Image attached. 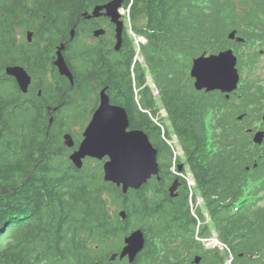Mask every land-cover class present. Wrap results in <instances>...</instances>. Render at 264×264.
Masks as SVG:
<instances>
[{"label": "trees", "instance_id": "1", "mask_svg": "<svg viewBox=\"0 0 264 264\" xmlns=\"http://www.w3.org/2000/svg\"><path fill=\"white\" fill-rule=\"evenodd\" d=\"M106 1L0 0V264H101L116 250L117 233L127 232L120 229L129 225L119 217L120 207L138 219L135 225L158 236L149 249L155 264L183 262L197 253L209 264H223L218 250L192 243L196 219L187 194L176 205L161 203L163 195L148 187L123 194L104 180L100 162L88 159L78 169L68 159L62 124L69 131L81 126L78 108L108 86L112 102L127 109L131 127L144 129L158 148L162 181L172 164L159 127L138 108L132 42L114 54L110 42L95 48L82 38L84 13ZM130 1L132 26L148 37L146 63L215 229L235 253L234 264H264V205L246 198L264 190V171H247L253 153L246 132L234 129L230 117L211 115L218 98L198 92L188 73L194 56L219 51L223 41L233 44L227 38L232 28L264 33V0H127L126 6ZM29 29L32 42L25 37ZM66 40L64 54L76 72L73 88L49 74L56 47ZM16 64L38 81L44 71L41 97L34 88L24 94L10 83L5 68ZM136 71L140 103L156 111L144 70ZM64 100L50 126L48 108Z\"/></svg>", "mask_w": 264, "mask_h": 264}, {"label": "water", "instance_id": "2", "mask_svg": "<svg viewBox=\"0 0 264 264\" xmlns=\"http://www.w3.org/2000/svg\"><path fill=\"white\" fill-rule=\"evenodd\" d=\"M124 1L110 0L105 4L96 6L91 14L87 12L84 14L88 18L102 14L111 17L112 21L117 24L116 49H119L122 43L124 21L121 20L119 8ZM104 32V29H98L95 31V35L100 36ZM74 34L73 29L72 38ZM235 34L236 32L233 31L230 37L234 38ZM32 36L33 34L29 32V41L32 40ZM64 47V43L59 46L54 64L62 75H67L73 82V73L62 53ZM235 62L236 59L231 50L209 57L203 55L195 59L192 75L197 79L196 87L198 89L207 88L208 90L217 88L223 91L232 90L238 81ZM6 71L18 78L23 91L28 90L31 77L23 67L9 66ZM128 127L129 118L126 110L121 106L112 105L109 96L103 90L101 104L84 133L85 139L80 148L71 155V159L78 167H82L83 159L86 156L99 159L108 156L109 160L104 163L105 180L123 185L124 192L130 187H141L153 174L159 173L157 150L143 130H128ZM65 138L66 143L73 147L72 138L68 135ZM126 241L127 245L124 247L121 257L128 254L133 259L144 246L142 231L137 230L130 237H127ZM200 259L197 256L195 262L199 263Z\"/></svg>", "mask_w": 264, "mask_h": 264}, {"label": "flooded vegetation", "instance_id": "3", "mask_svg": "<svg viewBox=\"0 0 264 264\" xmlns=\"http://www.w3.org/2000/svg\"><path fill=\"white\" fill-rule=\"evenodd\" d=\"M94 20L100 21V18H96ZM105 24L107 26L106 30L108 31V34L110 31L115 30V25L114 24L112 25L109 20H107V22ZM98 26H100V23L95 22L93 25V29L97 28ZM102 42L103 41L101 40V41H97L94 44L100 45V44H102ZM94 52H97V50H95ZM57 73H58V70H57ZM63 78H66V77H63ZM42 84H44V81H42ZM260 87L263 91V96L254 102L252 109L249 113V124H250V129H249L250 131L249 132H251L250 134H252V135H254L257 131H264V87L262 84L260 85ZM42 89H44V88H42ZM261 150L264 151V147H261ZM177 191H178V194H180V195L184 194L185 188H184V185L182 183L179 184ZM108 263H111V264H130L128 262V259L126 256L124 258H120L119 256H116L114 261H109ZM135 264H138V261Z\"/></svg>", "mask_w": 264, "mask_h": 264}, {"label": "rangeland", "instance_id": "4", "mask_svg": "<svg viewBox=\"0 0 264 264\" xmlns=\"http://www.w3.org/2000/svg\"><path fill=\"white\" fill-rule=\"evenodd\" d=\"M124 19L125 22H127V26L129 27V22L126 18V15L124 14ZM128 34L130 35L129 31ZM82 38L84 40H95V38H93L92 36H82ZM131 38V35H130ZM251 78L254 79H258V84H262L264 87V56H260L256 66L254 67V70L251 73ZM95 106V97H92V99L90 101H84L81 106L78 108V112H77V116L86 113V111H88L89 113L91 112V110H93ZM87 119V118H86ZM82 132V130H80V133ZM264 204V201H263Z\"/></svg>", "mask_w": 264, "mask_h": 264}, {"label": "built area", "instance_id": "5", "mask_svg": "<svg viewBox=\"0 0 264 264\" xmlns=\"http://www.w3.org/2000/svg\"><path fill=\"white\" fill-rule=\"evenodd\" d=\"M211 244H212V245H214V244H215V243H214V240H212Z\"/></svg>", "mask_w": 264, "mask_h": 264}, {"label": "snow or ice", "instance_id": "6", "mask_svg": "<svg viewBox=\"0 0 264 264\" xmlns=\"http://www.w3.org/2000/svg\"><path fill=\"white\" fill-rule=\"evenodd\" d=\"M207 70H209V71H210L211 69H207Z\"/></svg>", "mask_w": 264, "mask_h": 264}]
</instances>
